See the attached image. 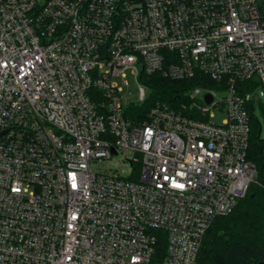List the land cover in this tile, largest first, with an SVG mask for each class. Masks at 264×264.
I'll list each match as a JSON object with an SVG mask.
<instances>
[{"label": "built area", "instance_id": "1", "mask_svg": "<svg viewBox=\"0 0 264 264\" xmlns=\"http://www.w3.org/2000/svg\"><path fill=\"white\" fill-rule=\"evenodd\" d=\"M261 4L0 0V264H197L258 175ZM154 74L196 84L131 119Z\"/></svg>", "mask_w": 264, "mask_h": 264}, {"label": "trees", "instance_id": "2", "mask_svg": "<svg viewBox=\"0 0 264 264\" xmlns=\"http://www.w3.org/2000/svg\"><path fill=\"white\" fill-rule=\"evenodd\" d=\"M261 10L264 14V0ZM148 84L151 89L150 98L144 103L128 106L127 112L131 119L147 117L157 102L178 107L177 99L180 98L179 101L187 103L188 90L196 83L193 80L170 79L154 74ZM261 128V122L254 117L247 158L256 165L257 178L234 210L217 217L208 228L197 264H257L264 260V139L261 137ZM158 249L164 256V239H160Z\"/></svg>", "mask_w": 264, "mask_h": 264}, {"label": "rangeland", "instance_id": "3", "mask_svg": "<svg viewBox=\"0 0 264 264\" xmlns=\"http://www.w3.org/2000/svg\"><path fill=\"white\" fill-rule=\"evenodd\" d=\"M263 1V0H262ZM121 83V80L119 81ZM124 93L128 101H139V87L137 82L132 76L128 77V84L124 85ZM146 92H149V89L146 87ZM255 115L257 119L261 122L262 124V132H261V137L264 139V97L261 99V103L259 101L256 102L255 104ZM218 120L221 119V115H217ZM107 166L112 168V169H119V170H124V171H129L130 170V165L123 163L122 162V157L121 158H112L109 160L107 163Z\"/></svg>", "mask_w": 264, "mask_h": 264}, {"label": "water", "instance_id": "4", "mask_svg": "<svg viewBox=\"0 0 264 264\" xmlns=\"http://www.w3.org/2000/svg\"><path fill=\"white\" fill-rule=\"evenodd\" d=\"M210 98V97H209ZM257 264H264V260L263 261H260L258 262Z\"/></svg>", "mask_w": 264, "mask_h": 264}]
</instances>
